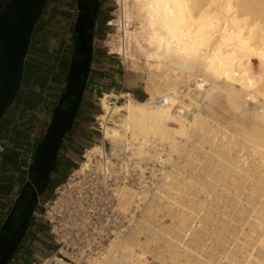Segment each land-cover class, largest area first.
Returning a JSON list of instances; mask_svg holds the SVG:
<instances>
[{
    "label": "bare ground",
    "instance_id": "6f19581e",
    "mask_svg": "<svg viewBox=\"0 0 264 264\" xmlns=\"http://www.w3.org/2000/svg\"><path fill=\"white\" fill-rule=\"evenodd\" d=\"M119 1L123 7L124 42H121V47L120 45L117 47V51L120 50L119 52L124 55L125 62L130 61L135 66L143 64L142 67L147 73L145 88L149 97L139 100L127 96L125 102L112 104L110 97H124L122 93L121 95L113 92L104 93L101 96L103 112L98 115L97 119L103 120L104 140L111 143V154L117 159H123L127 152L131 151L142 173L144 168L140 163L144 157L157 156L161 158L160 161L163 164L171 162L174 154L180 155L182 152L192 157L197 149H201L196 144L195 136L211 132L207 116L201 112H191L192 106H199L203 98H206L212 106L219 105L221 109L224 107L230 112V118L228 117L230 121L227 122L225 119L228 124L222 135L219 131V133L212 134L215 136L211 138L214 145L211 144V148H208L214 156L217 155L218 160L215 157L217 161L209 158L206 172L210 177L215 175L213 170L220 168L230 183L235 185L242 181V185L250 193L248 195V192L245 193L244 190V197H246L244 200L246 204L252 205L253 209L252 207H250L252 210L249 209V205H243L241 198L238 204L241 202L242 214L249 213L246 220L248 223L243 224H249L248 227L251 228L250 231L245 232V229L242 233L245 240L237 243L240 246L239 251L232 249L235 254L241 250V257L235 255L232 250H228L230 245L228 248L225 247L226 250L222 255L220 254L221 256L213 254V250H211L212 254L208 253L210 248L207 250L208 245L204 241L196 242V239H199L197 237L201 235L194 232L202 226L199 224L201 220L203 225H207L208 221H212L211 224L215 225L214 219L216 220L217 216L211 217L210 208L208 212L204 209L205 201L196 200L194 195L191 197V193L186 192L185 188L189 182H186V185L185 182L180 185L178 182L175 183V180L169 179L171 175L176 179L181 173L179 166L176 171H164L167 180L160 186L165 189L164 191L176 190L178 194H183L171 196L169 193L166 194L167 191L164 193L167 196L161 193L154 197L165 198L164 201L161 200L167 202L165 204L178 206L175 215L172 214V220L173 223L180 224V231L184 229L183 234L177 235L172 233L176 232V229L174 231L163 230L162 226L155 227L148 222L151 225L148 232L140 229V226L129 236L117 234L100 255L89 260L90 264H149L148 257L152 255V252L158 264H264V0ZM182 86H185L188 91L182 89ZM158 98H161V102L157 101ZM185 98L189 101L186 102ZM108 120H113V123L109 124ZM216 133L224 136L225 140L218 143ZM207 139L210 140V138ZM188 143L196 145L191 144L192 147L187 148ZM88 151L87 160L83 161L82 167L85 169L90 166L93 155L101 154L105 158L101 168L107 172L111 160L105 157L103 146L96 144ZM234 151L237 153L236 156H232ZM162 153L168 156L163 158ZM190 162H186V165ZM217 163L220 167H217ZM184 165L183 162L182 166ZM223 173L219 172L222 175ZM246 181L248 184L244 185ZM151 196L152 193L148 188L139 190L126 183L121 189L119 205L124 213L134 216L132 209L134 207L139 209L142 207L141 204L149 201L147 211L148 215L152 216L157 209L153 208L155 200L153 198L150 200ZM226 197L227 201L232 204L236 196L233 199L228 195ZM202 210H204L203 216L202 214L199 216L198 212ZM241 212L238 211L239 214ZM193 222H196L195 226L198 222L200 227H195L196 230H194L191 227L195 224ZM187 223L191 224L189 226L194 232L189 230L190 234L187 233L190 229L188 225L185 226ZM214 225H211L210 230L207 226L210 234L215 230H212ZM223 226L225 225L221 227ZM202 229H200L201 232L198 230L200 234L202 231L204 233ZM207 229L205 226V231ZM143 233L146 235L144 240L141 236ZM162 235L167 238L162 245H159L160 250L153 251L149 248L150 242H157ZM188 235L191 238L190 236L185 238ZM250 240L254 243L249 249L246 245L249 246L251 242L248 241ZM231 252L233 253L230 254ZM53 261L57 264H74L59 256H55ZM49 262L50 260H46L44 264H49Z\"/></svg>",
    "mask_w": 264,
    "mask_h": 264
},
{
    "label": "crops",
    "instance_id": "0c3cea01",
    "mask_svg": "<svg viewBox=\"0 0 264 264\" xmlns=\"http://www.w3.org/2000/svg\"><path fill=\"white\" fill-rule=\"evenodd\" d=\"M47 6L32 35L18 96L0 125V143L5 146L0 152V181L6 182L7 198L15 194L22 172L31 173L38 145L68 85L73 48L69 29L74 5L72 0H49ZM93 47L82 103L61 150V164L68 166V172L77 164V155L98 140L92 120L100 111V95L126 93L142 100L147 94L139 73L127 72L100 42ZM65 97L66 108L70 103H65ZM1 216L2 210L0 219ZM54 250L48 225L37 211L30 232L8 264H40Z\"/></svg>",
    "mask_w": 264,
    "mask_h": 264
},
{
    "label": "built area",
    "instance_id": "2783aa9c",
    "mask_svg": "<svg viewBox=\"0 0 264 264\" xmlns=\"http://www.w3.org/2000/svg\"><path fill=\"white\" fill-rule=\"evenodd\" d=\"M122 99L125 100L124 97L112 96L110 102L116 103ZM157 101L161 102V98ZM97 118L98 116L95 117L92 129L102 135L99 144L105 150V157L111 160L110 168L107 172L100 168L105 158L101 154H95L90 166L84 169L82 163L87 160V148L77 161L78 166L55 187L52 196L44 201L39 215L47 223L49 235L55 245L53 254L44 262H52L55 256H59L75 264H90L89 260L100 255L117 234L129 236L140 226V229L148 232L151 226L145 215L146 203L141 204L139 209H132L134 216L124 213L119 205L121 189L126 183L139 190L148 188L151 193L157 192L158 187L149 170L152 169L150 158L144 157L140 163L144 168L142 173L131 151L123 159L113 157L111 143L104 140L103 120ZM108 123L112 124L113 120H108ZM4 147L0 143V152ZM141 236L146 238L144 233Z\"/></svg>",
    "mask_w": 264,
    "mask_h": 264
},
{
    "label": "rangeland",
    "instance_id": "374dc122",
    "mask_svg": "<svg viewBox=\"0 0 264 264\" xmlns=\"http://www.w3.org/2000/svg\"><path fill=\"white\" fill-rule=\"evenodd\" d=\"M123 7H122V4L120 3V1L119 0H105V19H106V25H105V27L106 28H104V31H103V35H102V37H101V39L99 40V42L104 46V48L107 50V51H110V53H112L111 55H113L117 60H119V62H120V64L126 69V71L127 72H131V73H139L142 77V86H143V89L146 91V88H145V86H146V84H147V73H146V71H145V69L142 67L143 66V64L141 65V66H135V65H133L130 61H126L125 62V59H124V55L121 53V52H119V51H117L118 49H117V47L121 44V42L123 43L124 42V38H123V33H124V31H123V29H122V27H123V22H124V19H123ZM73 18H75L74 16L72 17V20H71V22H70V28L71 29H69V31H71L72 32V30H73V22H74V19ZM108 22H110V25L108 24ZM73 34V33H72ZM123 38V39H122ZM71 41H73V38H72V36H71ZM72 44L74 45V43L72 42ZM118 44V45H117ZM115 46V47H114ZM120 47H121V45H120ZM182 89H185V86H182ZM185 91H188L187 89H185ZM118 94H120V93H118ZM117 94V95H118ZM103 95V94H102ZM102 95H100V96H102ZM124 97H125V100L124 99H122L120 102H116V104H119V103H122V102H125L126 100H127V96H132L131 94H126V93H123L122 94ZM18 96V95H17ZM132 97H134V96H132ZM149 97V95L148 94H146V97L144 98V99H147ZM17 98V97H16ZM134 98H136V97H134ZM137 99V98H136ZM144 99H142V100H144ZM16 100V99H15ZM14 100V101H15ZM140 100V99H139ZM186 102H188L189 100L187 99V98H185L184 99ZM97 102H98V106H99V108H100V111L98 112V115L100 114V113H102L103 112V109L101 108V101L100 100H97ZM113 104V103H112ZM115 104V103H114ZM207 105V106H206ZM201 106V107H200ZM219 105H213L212 106V104H210V102H209V100L207 101V99L206 98H203V101H201L200 102V105L199 106H197V105H194V106H192V110H191V112H201V113H203L205 116H207V120H208V126H209V130H211V132L210 131H208V132H210V134L209 133H205V134H207V135H205V134H201V135H196L195 136V140H196V144H198V146H199V148H201V149H197L196 151H195V154L192 156V157H189V155L188 156H186V154H185V152H182V153H180V155L179 154H174L173 155V159L171 160V162H169V163H166V162H164V164H163V162L162 161H160L161 160V158H157V156L156 157H151L150 158V160H149V162H150V167L152 168V169H150L149 168V170L151 171V174H152V177L154 178V183L156 184V186L158 187V190H159V192H158V190H157V192H155V193H152V196L150 197L151 199L150 200H152V198L155 200L154 201V204H153V206H155V207H153L154 209H157V210H155V212H153L152 213V216H150V215H148V208H147V206L149 205V201L146 203V207H145V210H146V212H145V215H146V213H147V217H146V219H147V221L149 222V223H152V225L153 226H155V227H157V226H162L163 227V230H170V231H174L175 229H176V232L174 231V232H172V233H175V234H183L182 232L184 231V229H183V231H180L181 230V226H179L180 224H178V223H173V220H172V216L173 215H175V212L177 211V207L178 206H174V205H176V204H174V205H169V204H165V203H167V202H162L161 200H163V199H165V198H163V199H159V197L157 196V197H154L156 194L157 195H159V194H161V195H166V194H171V196H177V195H181V194H183V193H181V194H178V192H175L176 190H170V191H168V190H166V191H164L165 189H163V188H161L162 186H160V185H163V183H165L166 182V180L167 179H165L166 178V176H165V174H164V171L165 170H170L171 172L174 170V171H176L178 168L177 167H181V168H179V170H181L180 172L182 173H180L179 175H177V177H176V179H174L173 177H172V175L170 176V178L169 179H173V180H175V181H173V183L175 182V183H179L180 185L183 183L184 184V182H185V185L187 184V189L185 188V190H186V192L187 193H191V197H193V195H194V199H196V200H203V201H205L206 203H205V206H204V209H206V211L208 212L209 211V208H210V211L211 212H209V215H211V217H213V218H215L216 216V220L214 219V222H216L215 223V225L214 224H211L212 223V221L210 222V221H208L206 224L207 225H203V223H201L202 222V220L201 221H199V224H201L202 226L201 227H203V229L198 225V222H197V226H195L196 225V222H193V223H195V224H193L192 226H191V224H189V223H187V224H185V226H187V227H189L190 228V226L192 227V228H194V230H196V228H199V229H197V231L196 232H194V230L193 229H188V232L187 233H189L190 234V231L192 232V230H193V232L194 233H196V234H199V235H201L200 237L198 236L197 238H199V239H196L195 241L196 242H199L200 243V241H204L205 242V244H207L208 245V248H207V250L210 248V250L208 251V253L210 252L211 253V250H213L212 251V253L213 254H215V255H218V256H221L222 255V253L223 252H225L224 250H226V248H228L229 246L228 245H230V247L228 248V250L229 251H231L232 249H234V250H238L239 251V248H240V246L239 245H237V243L239 244L240 242L242 243L244 240H245V237H244V235L242 234L244 231H245V229H246V231L245 232H247V230H249L250 231V228L251 227H248L249 226V224H243V223H248L246 220L248 219V214L249 213H247L246 212V214H242V212H241V210H242V207H241V205H240V203L238 204V201H239V199L241 198V201L243 202V205H249V204H246V200H244L246 197H244L245 196V193H247L248 195L250 194L249 193V191L247 190V189H245L244 188V186L242 185L243 183H235V185L234 184H232V183H230V181H229V179H227L228 177L226 176V175H224V173L222 172V170L220 171L218 168H216L215 170H213V174H215V175H213V176H208L207 174H208V172H206V165H208V160H209V158L211 159H217L218 160V157H217V155H215L214 156V153L211 151V144L212 145H214V143H213V140L211 139L212 138V134H214L215 132H218L220 135H222V132L225 130V128H226V124H228V123H226V120H227V122L228 121H230V112L229 111H227V109H224V107L221 109V106H219ZM208 107V108H207ZM11 108V107H10ZM10 108H9V110H10ZM220 108V109H219ZM213 109V110H212ZM224 109V110H223ZM8 110V111H9ZM198 110V111H197ZM211 111V112H210ZM217 111V112H216ZM218 111H219V113H218ZM227 111V112H226ZM214 113V114H213ZM227 113V114H226ZM221 114V115H220ZM210 115V116H209ZM218 115H219V117H218ZM224 115V116H223ZM217 116V117H216ZM210 119H209V118ZM223 117H224V119H223ZM226 117V118H225ZM229 117V118H228ZM216 118V119H215ZM217 118H219L218 119V121H217ZM222 118V119H221ZM226 119V120H225ZM229 119V120H228ZM216 122H215V121ZM92 122H93V125L95 124V118L92 120ZM212 122V123H211ZM218 123V124H217ZM216 124V125H215ZM223 124V125H222ZM220 125V126H219ZM222 125V126H221ZM225 125V126H224ZM212 127V128H211ZM219 127H220V130H219ZM224 127V129H222V128ZM216 130V129H218L217 131H212V130ZM221 129H222V131H221ZM218 133H216L217 134V138L216 139H218L217 140V142L219 143V142H221V141H224L225 140V138L223 139V137L224 136H220ZM96 137L98 138V142L96 141L95 143L96 144H99V140H100V138H101V134H99V133H97L96 132ZM203 135V136H202ZM199 136H200V139H199ZM207 136H209V137H207ZM218 136H220L219 138H218ZM203 137V138H202ZM215 136H213V138H214ZM207 138H210V140L209 139H207ZM202 139H205V140H202ZM223 139V140H222ZM208 140V141H207ZM202 145H199V143ZM202 142H204V143H202ZM208 142H209V144H208ZM93 144V143H92ZM96 144H93L91 147L89 146L88 148H89V150L92 148V147H94ZM189 144V145H188ZM187 144V148H190V147H192V145H196V144H194V143H188ZM192 144V145H191ZM159 146H162L161 144H159ZM236 146V145H235ZM184 147H186V146H184ZM208 147H210V148H208ZM236 147H238V146H236ZM204 149H206L207 150V152H206V150H204ZM198 150H200V151H198ZM205 151V152H204ZM209 151H210V153H209ZM83 152H85V151H83ZM89 151H87V153H88ZM111 152H112V150H111ZM233 152V151H232ZM232 152H231V154H232ZM87 153H86V155H87ZM197 153V154H196ZM212 153V154H211ZM182 154V155H181ZM185 154V155H184ZM204 154H207V155H204ZM234 154V155H233ZM232 154V156H236V154L237 153H235V151H234V153ZM199 155V156H198ZM168 155L166 154V153H162V157L163 158H166ZM183 156V157H182ZM196 156V157H195ZM210 156V157H209ZM189 159H188V158ZM215 157V158H214ZM81 158V155H77V160H79ZM180 158V159H179ZM177 159V160H176ZM215 159V161H217ZM179 160V161H178ZM188 160H190V161H188ZM196 160V161H195ZM85 161V160H84ZM174 161V162H173ZM185 163V165H184V167L182 166L183 165V162ZM201 161V162H200ZM178 162V163H177ZM182 162V163H181ZM186 162H190V163H188V165H186ZM202 163V164H200V163ZM220 162H222V161H220ZM227 163V162H226ZM182 164V165H181ZM217 165V167H220L219 166V164L217 163L216 164ZM78 165L77 164H75L74 165V167L67 173V175H65V177H64V179L63 180H65L66 178H67V176L72 172V170L75 168V167H77ZM154 167V168H153ZM185 168V170L183 169V168ZM101 168V167H100ZM167 168V169H166ZM172 169V170H171ZM154 170V171H153ZM163 170V171H162ZM169 171V172H170ZM209 171V170H208ZM221 172V173H223V175L222 174H219V172ZM184 172V173H183ZM206 172V173H205ZM216 172H217V174H216ZM215 177V178H214ZM218 177V178H217ZM225 177V178H224ZM213 178V179H212ZM224 178V179H223ZM192 179V180H191ZM211 179V180H210ZM210 180V181H209ZM218 180V181H217ZM225 180V181H224ZM249 181H250V179H248ZM247 180V181H248ZM164 181V182H163ZM172 181V180H171ZM199 181V182H198ZM215 181V182H214ZM246 181V182H247ZM248 181V182H249ZM62 182V181H61ZM60 182V183H61ZM187 182V183H186ZM195 182V183H194ZM225 182V183H224ZM245 182V184L244 185H247L248 184V182L246 183ZM192 183V184H191ZM194 183V184H193ZM201 183V184H200ZM212 183V184H211ZM179 184H177V185H179ZM201 186H200V185ZM218 184V185H217ZM224 185V186H222V185ZM231 184V185H230ZM211 185V186H210ZM229 185V186H228ZM232 185H234V186H232ZM238 185V186H237ZM160 186V187H159ZM190 186V187H189ZM210 186V187H209ZM233 188H232V187ZM243 186V187H242ZM196 187V188H195ZM235 188V189H234ZM212 189V190H211ZM237 189V190H236ZM163 190V191H162ZM235 190V191H234ZM246 192H245V191ZM162 191V192H161ZM168 191V192H167ZM167 192V193H166ZM174 192V193H173ZM185 192V193H186ZM245 192V193H244ZM164 193H166V194H164ZM193 193V194H192ZM233 193V194H232ZM238 193V194H237ZM154 194V195H153ZM174 194V195H173ZM196 194V195H195ZM204 194V195H203ZM230 194V195H229ZM234 194H236V195H234ZM185 195V194H184ZM229 196V197H231L232 199L236 196H238L237 198L235 197L233 200H234V202L232 201L231 203L232 204H230V201H227V197L226 196ZM167 196V195H166ZM157 198H158V200H160L159 202H158V204H157ZM226 199V200H225ZM157 200V201H156ZM164 201V200H163ZM226 201L229 203H226ZM245 201V202H244ZM185 202H187V200L185 201ZM219 202V203H218ZM234 203H235V206L233 207V205H234ZM160 204V205H159ZM237 204V205H236ZM157 205H159V207H157ZM171 206H173V208L171 207ZM210 206V207H209ZM231 206V207H230ZM238 206V207H237ZM149 207V206H148ZM220 207H221V209H220ZM250 207H252V205H249L248 206V208L249 209H251ZM172 208V209H171ZM227 208H229L228 210H227ZM234 208V209H233ZM236 208V209H235ZM238 208V209H237ZM241 208V209H240ZM219 209V210H218ZM224 209V210H223ZM231 209V210H230ZM232 209H233V212H232ZM240 209V210H239ZM252 209H253V207H252ZM251 209V210H252ZM173 210V211H172ZM239 212H241L240 214L238 213V211ZM250 210V211H251ZM205 211V212H206ZM201 212V213H200ZM200 212H198L199 213V216L202 214V216H203V212H204V210H202V211H200ZM232 212V213H231ZM174 213V214H173ZM211 213V214H210ZM252 213H254V212H252ZM173 214V215H172ZM232 214V215H231ZM235 214V215H234ZM237 214V215H236ZM231 215V216H230ZM241 215V216H240ZM246 215V216H245ZM202 216L200 217V218H202ZM225 216V217H224ZM226 216H227V218H226ZM235 216V217H234ZM237 216H239V218L237 217ZM242 216H244V217H242ZM242 217V218H241ZM246 217V218H245ZM220 218L222 219V220H220ZM223 218H224V222H223ZM230 218V219H229ZM245 218V219H244ZM242 219H244V220H242ZM152 220V221H151ZM190 220V219H189ZM228 220V221H227ZM231 220H235L234 221V223H233V221H231ZM240 220H242V221H240ZM191 221V220H190ZM238 221H239V223H238ZM228 222H229V224H228ZM223 223V224H222ZM227 223V224H226ZM176 224H178V226L176 225ZM214 225L213 226V228H212V230H216V232H214L213 231V233L215 234H213V233H209L208 232V229H207V226H209V225ZM220 225V227H218L219 225ZM225 225V226H223V227H221L222 225ZM164 225H165V227H164ZM171 225H173V226H171ZM190 225V226H189ZM209 226V230L211 229V227L212 226ZM228 225V226H227ZM205 226H206V231H205ZM216 226V227H215ZM236 226V227H235ZM187 227H186V230H187ZM196 227V228H195ZM215 227V228H214ZM228 227V228H227ZM230 227V228H229ZM235 227V228H234ZM243 227V228H242ZM154 228V227H153ZM165 228H167V229H165ZM171 228V229H170ZM174 228V229H173ZM178 228H180V229H178ZM223 228V229H222ZM242 228V229H241ZM200 229H202V230H204V233H203V231H202V234H200ZM225 229V231H223ZM228 229V230H227ZM235 229H237L236 231H235ZM241 229V231H240V233L238 232L239 230ZM190 230V231H189ZM200 232H199V231ZM218 230V231H217ZM219 230H221V232L219 231ZM234 231V233H233V231ZM169 231V232H170ZM223 231V232H222ZM228 231V232H227ZM178 232V233H177ZM180 232V233H179ZM207 232V233H206ZM231 232H232V235H231ZM193 233V234H194ZM209 233V234H208ZM220 233H223V234H220ZM226 234V235H225ZM236 234H237V236H236ZM241 234V235H240ZM195 235V234H194ZM193 235V236H194ZM220 235V236H219ZM189 236L190 235H188V236H186L185 238H189ZM206 236H208V238L206 237ZM211 236V237H210ZM210 237V238H209ZM227 237V238H226ZM234 237V238H233ZM235 237H237L238 238V240H237V238H235ZM242 237H244V238H242ZM166 238L167 237H165L164 235H162L161 236V238L160 239H157V242H155V241H153V242H150V247L149 248H151V249H153V251H157V250H160V248H159V245H162L165 241L164 240H166ZM190 238H191V236H190ZM215 238V239H214ZM145 238L143 237L142 238V240H144ZM204 239H207V240H204ZM223 239V240H222ZM228 239V240H227ZM236 239V240H235ZM240 239V240H239ZM243 239V240H242ZM220 240V241H219ZM213 241H215V242H213ZM225 241V242H224ZM240 241V242H239ZM155 242V243H154ZM211 242V243H210ZM248 242H251L250 244H249V246L248 245H246L247 246V248H249L250 246H251V244L252 243H254V241L253 240H250V241H248ZM210 244V247H209V244ZM236 245H235V244ZM218 244V245H217ZM233 245V246H232ZM149 246V245H148ZM212 246V247H211ZM217 246V247H216ZM224 246V247H223ZM241 246H242V244H241ZM205 247H206V245H205ZM226 247V248H225ZM233 247H238L237 249H235V248H233ZM223 248V249H222ZM251 248V247H250ZM249 248V249H250ZM244 249V248H243ZM234 250H232L233 252H234ZM228 251V252H229ZM238 251H236V252H238ZM216 252V253H215ZM233 252H231L230 254H232ZM153 253L154 252H152V255L150 254L149 255V257H148V261H149V264H158V262H157V260L155 259V257H154V255H153ZM211 253V254H212ZM221 254V255H220ZM234 254H235V252H234ZM205 255H206V253H205ZM235 255H237L238 257H241L242 255H241V250H240V252H238V253H236ZM153 256V257H152ZM226 259V258H225ZM224 259V260H225ZM224 260H223V262H224ZM44 263V262H43ZM73 263V262H72ZM49 264H57L55 261H52V262H50ZM75 264V263H74Z\"/></svg>",
    "mask_w": 264,
    "mask_h": 264
},
{
    "label": "water",
    "instance_id": "95a60500",
    "mask_svg": "<svg viewBox=\"0 0 264 264\" xmlns=\"http://www.w3.org/2000/svg\"><path fill=\"white\" fill-rule=\"evenodd\" d=\"M49 0H7L0 9V125L3 117L16 99L22 85L25 61L28 55L33 32L41 19ZM86 16V15H85ZM84 16V17H85ZM83 17V18H84ZM93 22V20H92ZM88 29H93L91 25ZM86 31L84 19L80 36ZM92 37L89 33L87 40L83 39L85 57L83 61H72L67 76L68 85L56 106L52 122L38 145L34 165L42 155V148L52 137V147L48 158L55 161L66 134L72 129L86 90L92 61ZM77 79L78 89L75 98L65 108L64 97L69 84ZM45 190V189H44ZM44 190L35 191L41 194ZM15 248V249H14ZM16 250L13 238L6 243L0 237V264H8Z\"/></svg>",
    "mask_w": 264,
    "mask_h": 264
},
{
    "label": "flooded vegetation",
    "instance_id": "af4514ba",
    "mask_svg": "<svg viewBox=\"0 0 264 264\" xmlns=\"http://www.w3.org/2000/svg\"><path fill=\"white\" fill-rule=\"evenodd\" d=\"M6 1L0 0V9ZM72 3L74 5L72 17L74 16L75 18H73L72 38L74 45L71 60L83 61L85 52L82 48V40H87L88 34L92 33L91 43L93 50V46L96 42H99L103 35V30L106 25L105 0H72ZM83 19L86 31L80 36ZM91 25L93 29H88ZM77 89L78 82L75 79L69 84L65 103L69 104L73 101ZM53 139L52 137L48 140L42 148V155L32 168L31 173L28 170L22 172L18 180L17 190L13 196L7 198L4 195V192L7 190L6 182L0 181V210H2L3 215L0 219V235L5 243L13 238L17 251L31 230L36 212L39 211L44 201L52 196L55 187L63 181L65 175L68 173V166L64 165L63 167L61 164V150L65 138L55 161L51 162L48 158ZM38 189L40 191L45 190L41 194L37 193V196L34 198L35 191L37 192ZM16 250L15 253L17 252Z\"/></svg>",
    "mask_w": 264,
    "mask_h": 264
},
{
    "label": "trees",
    "instance_id": "16d2710c",
    "mask_svg": "<svg viewBox=\"0 0 264 264\" xmlns=\"http://www.w3.org/2000/svg\"><path fill=\"white\" fill-rule=\"evenodd\" d=\"M48 7V6H47ZM47 7L45 10H47ZM94 144V143H93ZM92 143H90L86 148H88L89 146L91 147L93 145Z\"/></svg>",
    "mask_w": 264,
    "mask_h": 264
}]
</instances>
